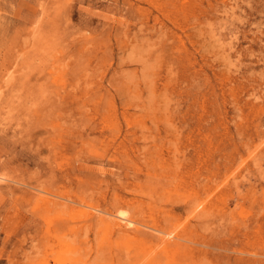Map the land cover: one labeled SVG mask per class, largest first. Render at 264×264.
<instances>
[{"label": "rangeland", "instance_id": "rangeland-1", "mask_svg": "<svg viewBox=\"0 0 264 264\" xmlns=\"http://www.w3.org/2000/svg\"><path fill=\"white\" fill-rule=\"evenodd\" d=\"M0 264H264V0H0Z\"/></svg>", "mask_w": 264, "mask_h": 264}, {"label": "bare ground", "instance_id": "bare-ground-1", "mask_svg": "<svg viewBox=\"0 0 264 264\" xmlns=\"http://www.w3.org/2000/svg\"><path fill=\"white\" fill-rule=\"evenodd\" d=\"M98 210V209H97ZM118 218L119 219H121L122 221H124L125 222V224H127V225H131L133 222L128 218V217H126V215L125 214H120V215H118ZM114 223H116L115 221H114ZM86 229V228H85Z\"/></svg>", "mask_w": 264, "mask_h": 264}]
</instances>
